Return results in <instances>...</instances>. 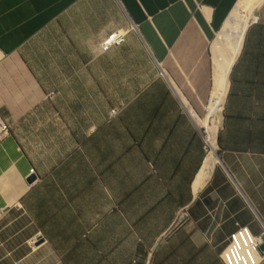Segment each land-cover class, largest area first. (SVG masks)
Wrapping results in <instances>:
<instances>
[{
  "label": "crops",
  "instance_id": "crops-1",
  "mask_svg": "<svg viewBox=\"0 0 264 264\" xmlns=\"http://www.w3.org/2000/svg\"><path fill=\"white\" fill-rule=\"evenodd\" d=\"M238 1L0 0V264H223L239 226L264 232V2L194 188Z\"/></svg>",
  "mask_w": 264,
  "mask_h": 264
},
{
  "label": "bare ground",
  "instance_id": "bare-ground-1",
  "mask_svg": "<svg viewBox=\"0 0 264 264\" xmlns=\"http://www.w3.org/2000/svg\"><path fill=\"white\" fill-rule=\"evenodd\" d=\"M264 0H239L226 19L223 27L216 34L211 44L212 50V89L210 100L205 106L206 114L200 119L204 128L206 156L197 176L194 188L198 191L208 179L213 166L218 162L216 127L222 115L223 105L229 87L231 68L240 53L245 32L257 18Z\"/></svg>",
  "mask_w": 264,
  "mask_h": 264
},
{
  "label": "built area",
  "instance_id": "built-area-1",
  "mask_svg": "<svg viewBox=\"0 0 264 264\" xmlns=\"http://www.w3.org/2000/svg\"><path fill=\"white\" fill-rule=\"evenodd\" d=\"M124 39V31L115 30L101 41L100 49L106 51L112 46L120 45ZM7 132V124L0 118V137ZM30 173H33L32 169ZM186 217L185 208H179L175 215L173 226L181 224ZM263 243L264 232L254 234L247 226H239L230 234L226 246L220 253V259L223 264H259L264 262V249L260 250V245Z\"/></svg>",
  "mask_w": 264,
  "mask_h": 264
},
{
  "label": "rangeland",
  "instance_id": "rangeland-1",
  "mask_svg": "<svg viewBox=\"0 0 264 264\" xmlns=\"http://www.w3.org/2000/svg\"><path fill=\"white\" fill-rule=\"evenodd\" d=\"M216 38V37H215ZM214 38V39H215ZM212 47V46H211ZM211 56H212V50H211ZM200 117H204L205 116V114H206V111L204 112L203 110L200 112V113H197ZM221 119H222V115L220 116V118H219V121H218V123H217V127H216V132H215V134H216V137H217V135H218V129H219V127H220V123H221ZM202 128H204V127H202ZM201 128V133H202V131H203V129ZM206 129L204 128V131H205ZM205 135H206V131H205ZM206 151V150H205ZM217 154H218V148H217Z\"/></svg>",
  "mask_w": 264,
  "mask_h": 264
},
{
  "label": "water",
  "instance_id": "water-1",
  "mask_svg": "<svg viewBox=\"0 0 264 264\" xmlns=\"http://www.w3.org/2000/svg\"><path fill=\"white\" fill-rule=\"evenodd\" d=\"M33 179H34V175H30L29 178H28L29 181H32ZM263 249H264V243L260 245V250H263Z\"/></svg>",
  "mask_w": 264,
  "mask_h": 264
}]
</instances>
